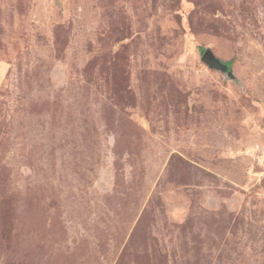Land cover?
Wrapping results in <instances>:
<instances>
[{
	"label": "rangeland",
	"instance_id": "rangeland-1",
	"mask_svg": "<svg viewBox=\"0 0 264 264\" xmlns=\"http://www.w3.org/2000/svg\"><path fill=\"white\" fill-rule=\"evenodd\" d=\"M0 264H264V0H0Z\"/></svg>",
	"mask_w": 264,
	"mask_h": 264
},
{
	"label": "water",
	"instance_id": "water-1",
	"mask_svg": "<svg viewBox=\"0 0 264 264\" xmlns=\"http://www.w3.org/2000/svg\"><path fill=\"white\" fill-rule=\"evenodd\" d=\"M203 59L206 61L207 65L211 68H216L219 70H226L227 69V65L224 62H222L221 60H219L218 58H216L208 50H206L204 52Z\"/></svg>",
	"mask_w": 264,
	"mask_h": 264
},
{
	"label": "trees",
	"instance_id": "trees-1",
	"mask_svg": "<svg viewBox=\"0 0 264 264\" xmlns=\"http://www.w3.org/2000/svg\"><path fill=\"white\" fill-rule=\"evenodd\" d=\"M201 51H202V54H203L206 50L202 48Z\"/></svg>",
	"mask_w": 264,
	"mask_h": 264
}]
</instances>
